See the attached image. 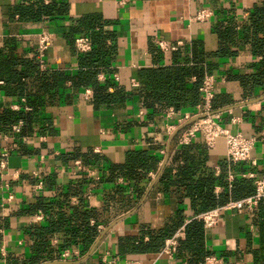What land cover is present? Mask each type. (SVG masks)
Returning a JSON list of instances; mask_svg holds the SVG:
<instances>
[{"label": "crops", "instance_id": "0c3cea01", "mask_svg": "<svg viewBox=\"0 0 264 264\" xmlns=\"http://www.w3.org/2000/svg\"><path fill=\"white\" fill-rule=\"evenodd\" d=\"M262 1L0 0L1 53L19 60L32 59L29 55L34 52L37 35L47 32L51 45L45 52L43 69L37 64V71L49 76L61 73L72 77L81 69L79 58L91 50L82 53L75 50L74 40L88 36L75 33L74 29L81 22H99L103 31L113 37V40L107 39L106 44L114 45L115 53L107 69L98 68L96 80L104 82L110 79L128 93L120 105L95 109L93 90L85 86L76 87L68 79H53L57 87L43 95L39 91V79L34 74L25 75L22 79L24 94L19 96L14 93L15 84L0 78V115L6 111L32 112L36 117L29 135L13 134L11 128L0 130V152L4 146L11 147L12 142L16 144L8 152L6 168L0 171V263L107 264V258V261L113 260L112 264H123L125 260H135L140 264H193L189 262L186 251L179 248L170 261L168 255L160 253V250L136 251V247L140 242H149V233L172 229L175 232L199 215L193 214L187 197H181L173 189L163 193L157 185L165 166H170L171 173L175 174L177 167L184 165L183 160L172 161L181 146L189 148L195 163L203 162L214 177L223 173L226 186L215 185L213 193L216 196L225 191L229 193L235 178H248L242 177L243 174L264 177V142L259 139L264 129V86H255L246 93L240 80L257 72L261 56L254 54L248 44L242 43V33L237 25L236 40L231 45L234 55L211 57L219 44L214 31L216 24L229 17L230 12L235 14L237 22H245L248 12ZM55 3L64 4L62 15H41L38 19H30L19 13L23 5L51 6ZM201 7L210 9L212 16L204 22L192 21ZM156 40L175 48L163 51L156 46ZM193 42L199 45L198 51L213 66L210 73L203 75L214 78L213 101L225 102L214 108L219 115V123L233 133L256 138L248 162L233 164L227 161L222 139H218L210 150L200 140L178 145L177 134H169L165 130V125L174 123L176 117L166 118L165 111L148 119L141 109L139 97L133 94L136 87L132 83L136 82L138 87L140 69L174 64L175 53L182 59L183 47L188 45L189 50ZM190 50L186 52L189 58L192 57ZM195 80V76L190 77V82ZM86 90H89V95L85 94ZM107 92L112 93L113 87L109 86ZM25 94L29 97L43 95L45 102L34 112ZM226 107V110H221ZM46 124H49L50 131L44 129ZM149 147H156L151 153L158 158V164L156 171L147 172L149 181L140 196L133 193V180L120 176L113 181L104 179L108 175V167L124 163L128 152ZM161 148L163 154L159 152ZM87 152L100 157V162L94 166L99 179L89 182V192L86 179L70 173L72 161L64 162L73 154ZM224 162L226 166L222 170L221 163ZM236 164L245 171L234 173ZM229 173L231 181L227 179ZM80 178L84 182L85 195L82 198L84 207L79 211L84 208L97 211L98 221L91 218L88 223L91 225L90 221L94 220L95 226L102 225L103 230L97 232L84 251L79 248V241H75L77 246L72 250L78 254L60 260L55 249L66 243V231L72 225L78 226L80 221H60L57 226L58 208L43 211L36 204L38 199L56 202L57 194ZM39 182L42 183L41 189L36 188ZM215 188H218L217 192ZM115 189L116 193L113 192ZM8 194L13 199L6 204ZM79 202L74 197L70 198L69 204L80 206ZM63 208L66 216L71 214L69 208ZM38 212L42 214L40 221L35 218ZM178 217L182 220L179 225ZM39 244L52 247L51 257H39L42 253L38 251ZM200 246L207 254L199 264H264V199L253 210L220 211L219 224L204 230Z\"/></svg>", "mask_w": 264, "mask_h": 264}, {"label": "trees", "instance_id": "16d2710c", "mask_svg": "<svg viewBox=\"0 0 264 264\" xmlns=\"http://www.w3.org/2000/svg\"><path fill=\"white\" fill-rule=\"evenodd\" d=\"M64 11V4L61 3L60 5L55 3L51 6L23 5L19 9L21 16L29 17L30 19H38L41 15H62ZM228 15L229 17H226L223 22L216 24L214 27L219 44L218 50L211 57L223 58L234 55L231 45H233L237 36L235 27L239 25L240 33H242V43L244 45L248 44L254 54L261 56L257 64V72L240 78L244 91L247 93L255 86H264V0L259 6H255L248 12V18L245 22H237L234 13L230 12ZM74 32L78 34L86 33L91 43V50L79 58L81 69L74 76H64L61 73L49 76L44 72L39 73L36 59L19 60L0 52V78H3L6 83L15 84L14 93L19 96L24 94L22 79L25 75L34 74L39 79L38 87L43 95L45 93L49 94L51 89L57 87L53 79L57 81L59 78H64L70 80L76 87H90L93 90L92 104L95 109L122 104L128 97V93L124 89L113 84L110 79L104 82L96 80L98 68L107 69L110 64L109 60L111 59L112 61L115 47L114 45H107L106 41L107 39L113 40V37L103 31L101 23L92 20L81 22L74 29ZM198 46L195 42L191 44V50L189 49L192 53L191 58L186 55V52L189 51V46L185 45L182 49V59L178 53L173 56L174 64L143 68L138 71L139 85L133 89L135 91L133 94L139 97L141 109L146 112L148 119L164 114L169 108H172L175 112L192 111L196 105L201 103L199 88L203 75L205 72L210 73L213 66L211 62L206 61L204 54L198 51ZM152 51L154 52V50ZM190 62L193 65H189ZM107 71L110 73V70ZM191 76H195L196 80L194 82H190ZM109 86L113 87L112 93L107 92ZM25 95L28 96V94ZM43 95L34 94L33 97L28 96L34 112L38 111L44 104ZM223 104H225L224 100L218 103L212 100L213 109ZM19 120L23 123L20 134L22 136L24 134L29 135L32 132L31 126L33 122H36V117L32 112L6 111L0 115V130L11 128ZM46 125L44 129L46 128L50 131L49 124ZM155 148L149 147L145 150L128 152L124 163L108 167V175L104 179L113 181L120 176L126 180H133V193L140 196L145 188L144 186L149 181L146 175L147 172L150 170L156 171L157 169L158 158L151 153ZM76 159H79L83 165L91 169H94V166L100 162V157L91 152L73 154L64 159V162L67 163ZM172 159L173 162L183 160L184 165L177 167L175 174L171 173L170 166H165L158 177L157 185L163 193H169L173 189V191L180 193L181 197H187L190 200L191 210L195 215L221 207L229 200L243 199L254 193L253 181L248 178L238 177L233 180L229 193L225 191L216 196L213 193L214 186L219 185L223 188L226 186L223 173L218 177H214L211 172L206 170L203 162L195 163L187 147L181 146ZM225 166V162L221 163L222 170L225 169ZM233 170L235 171L234 173L245 171L240 168L239 164H236ZM78 180L65 191L59 192L56 202H45L42 201L43 199H38L36 204L43 211H46L47 208H58L57 215L59 218L56 221V225L60 221H80L78 226L72 225L71 229L66 231V243L59 245L55 249L58 255L64 248H76L77 244L75 241L77 240L81 251L86 250L97 234L96 226L88 223L91 218L96 222L98 221L97 211L91 208H84L79 211L84 207L82 198L85 195V190L83 179L80 178V181ZM116 191L115 189L113 192L116 193ZM74 197L80 201V206H71L69 204L70 198ZM63 207L69 208L71 214L66 216L62 212ZM178 220L179 225L182 223L181 217H178ZM173 232L174 229L149 233V242L146 244L138 243L137 247L139 249L136 247V251L147 249L156 252L160 250L164 240L171 236ZM203 234L202 223L197 219H193L184 226V239L179 240L177 248L186 251L190 263H201L203 257L207 254L203 247L200 246ZM38 251L42 252L39 257L49 258L53 249L50 246L48 247L47 244H39Z\"/></svg>", "mask_w": 264, "mask_h": 264}, {"label": "built area", "instance_id": "2783aa9c", "mask_svg": "<svg viewBox=\"0 0 264 264\" xmlns=\"http://www.w3.org/2000/svg\"><path fill=\"white\" fill-rule=\"evenodd\" d=\"M212 16V11L208 8L201 7L192 17V21L204 22ZM156 46L167 51L169 48L174 49L175 47H169L164 41L156 40ZM51 45V37L47 32L42 31L37 35V43L34 52L29 55L30 58L36 59L40 68L44 67V55L47 49ZM74 48L77 52H87L91 48V43L87 37H78L74 40ZM213 82L214 78L212 75H205L203 77L199 91L201 93V103L196 105L192 111L187 112H175L172 108L166 110L165 117L168 119L175 116V122L165 125V130L167 133L177 134V144L183 145L190 143L195 140H200L206 147L207 150L213 149L216 141L222 139L226 150V160L235 164L241 162H248L250 157V152L256 142L255 137H246L240 132H231L226 129L223 125L219 123V115L215 113V109L212 108V100L214 98L213 94ZM133 87H137V83H132ZM89 90L85 91L86 95H89ZM23 100V99H22ZM28 110V107H24ZM140 115L142 112L140 111ZM23 123L19 120L17 123L11 126V131L13 134H19L21 132V127ZM259 139L264 142V129L260 132ZM154 144H156L154 142ZM153 145V143L151 144ZM16 146L12 142L11 147L4 146L0 152V171L6 168L8 157V152ZM161 154L164 150L161 148L159 150ZM70 173L72 175H77L84 177L88 183L87 190L90 191L91 184L90 181L96 182L99 177L94 169H91L82 164L79 159L73 160L69 167ZM242 177H248L253 179L254 193L248 197L239 200H229L221 207H216L214 209L208 210L196 216L194 219L199 220L202 223L203 229L207 230L215 227L220 221V211H230L237 210L241 211L243 209L253 210L255 209L259 202L264 198V177L256 178L252 173L243 174ZM228 181H231L232 175L229 173L227 177ZM42 183L39 182L36 185L37 189H41ZM218 191V188H215ZM13 196L8 194L5 198V203H10ZM36 221H40L42 214L38 212L36 215ZM91 225H95V221H90ZM97 232L103 230L102 225H96ZM184 237V226L177 229L170 237L165 240L163 247L160 249V253L168 255L170 261H173V256L177 251V246L179 240ZM78 252L69 248H65L60 253V260L69 259L72 255H77ZM213 258H211L212 260ZM207 261L209 259H206ZM107 264H112L113 260H108L106 258ZM6 264V263H0ZM123 264H140L135 260H125Z\"/></svg>", "mask_w": 264, "mask_h": 264}, {"label": "water", "instance_id": "95a60500", "mask_svg": "<svg viewBox=\"0 0 264 264\" xmlns=\"http://www.w3.org/2000/svg\"><path fill=\"white\" fill-rule=\"evenodd\" d=\"M227 109V107L226 108H223V109H221V110H226Z\"/></svg>", "mask_w": 264, "mask_h": 264}]
</instances>
